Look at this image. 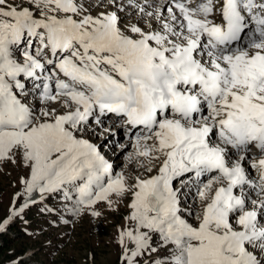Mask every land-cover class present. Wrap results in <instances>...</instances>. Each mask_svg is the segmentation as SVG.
<instances>
[{"label": "snow or ice", "instance_id": "1", "mask_svg": "<svg viewBox=\"0 0 264 264\" xmlns=\"http://www.w3.org/2000/svg\"><path fill=\"white\" fill-rule=\"evenodd\" d=\"M0 162L24 224L123 205L120 264H264V0H0Z\"/></svg>", "mask_w": 264, "mask_h": 264}, {"label": "rangeland", "instance_id": "2", "mask_svg": "<svg viewBox=\"0 0 264 264\" xmlns=\"http://www.w3.org/2000/svg\"><path fill=\"white\" fill-rule=\"evenodd\" d=\"M14 2L20 4L22 0ZM37 106L44 107L40 104ZM53 107L59 109L60 106L57 104ZM114 122H107L108 126ZM115 131L114 137L105 133L108 137L106 143L99 139L94 142L101 145L106 157L116 160V171H124L134 177L143 171L141 161L135 158L129 160V154L133 151L131 146L124 149L120 147L121 144L128 145L129 140L119 126ZM25 174L22 165L0 162V222L10 219L5 229L0 231V244L7 243L6 249L0 252V264H9V261L25 250H29V255L33 256L32 264H120V248L116 241L118 227L124 223L123 217L127 213L123 205L115 209L98 206L102 211L100 217L85 214L69 219L67 213H64L62 201L57 198L56 206L52 209L65 215L62 221L55 216L35 214L37 211L30 209L25 210L24 219L28 220L25 226L20 219L10 215L12 208L18 207L26 199H15L16 194L23 191L20 179ZM65 220L68 223H64ZM3 237L11 238V243L2 241Z\"/></svg>", "mask_w": 264, "mask_h": 264}, {"label": "trees", "instance_id": "3", "mask_svg": "<svg viewBox=\"0 0 264 264\" xmlns=\"http://www.w3.org/2000/svg\"><path fill=\"white\" fill-rule=\"evenodd\" d=\"M5 239V240H4ZM11 238H8V237H3V240L2 241H8L11 243ZM2 245H5V246H2ZM6 246H7V243H3V244H0V252L3 251L4 249H6Z\"/></svg>", "mask_w": 264, "mask_h": 264}, {"label": "bare ground", "instance_id": "4", "mask_svg": "<svg viewBox=\"0 0 264 264\" xmlns=\"http://www.w3.org/2000/svg\"><path fill=\"white\" fill-rule=\"evenodd\" d=\"M14 176V175H13ZM15 189V188H14ZM9 220V219H8Z\"/></svg>", "mask_w": 264, "mask_h": 264}]
</instances>
